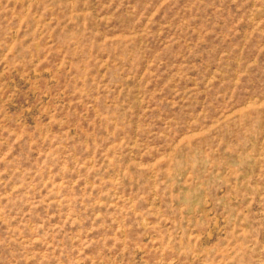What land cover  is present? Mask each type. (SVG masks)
Returning a JSON list of instances; mask_svg holds the SVG:
<instances>
[{"label": "rangeland", "instance_id": "374dc122", "mask_svg": "<svg viewBox=\"0 0 264 264\" xmlns=\"http://www.w3.org/2000/svg\"><path fill=\"white\" fill-rule=\"evenodd\" d=\"M0 264H264V0H0Z\"/></svg>", "mask_w": 264, "mask_h": 264}]
</instances>
